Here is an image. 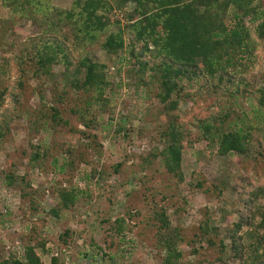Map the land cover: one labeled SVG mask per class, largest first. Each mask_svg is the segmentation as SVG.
Returning a JSON list of instances; mask_svg holds the SVG:
<instances>
[{"label": "trees", "instance_id": "obj_1", "mask_svg": "<svg viewBox=\"0 0 264 264\" xmlns=\"http://www.w3.org/2000/svg\"><path fill=\"white\" fill-rule=\"evenodd\" d=\"M1 6L9 10L11 17L31 21L38 33L30 38L28 49L23 46L19 51L7 49L17 75L10 94L0 81V144L9 134L14 117L1 110L6 95L10 96L13 109L18 105L19 110V97L27 87V78L34 81L43 76L52 82L53 98L49 101L38 99L41 110L37 120L42 122H27L28 130L34 134L45 130L43 121L46 118L66 126V121L59 117V108L66 104L65 95L73 94L75 100H68L71 106H67V111L85 129L76 133L88 140L85 150L98 153L100 146L95 142L96 136L88 132L96 128L104 115L108 122L112 121L113 109L109 106L112 80H105L104 66L94 61L86 50L94 45L107 58L114 59L118 72L126 69L133 76L134 93L137 91L144 96L152 92V100L160 106L155 117L162 120L154 130V141L159 146L133 157L136 171L142 173L158 165L178 188L184 182L181 169L184 146L191 148L202 141L215 156H242L247 154L254 135L260 131L259 126L236 108L234 99H246L256 93L258 107L264 108V89H251L249 80L243 75L244 71L256 67L253 62L256 46L263 49L264 55V0H71L66 9L51 5L49 0H1ZM126 6L130 11L123 13ZM11 25L7 20H0V33ZM63 29L72 39L69 45ZM72 51L76 52L75 57ZM6 59L9 60H2L4 64ZM257 72L261 77L264 75L259 69ZM191 82L199 84L197 93L204 91L212 100L207 107V117L186 123L181 119L180 103L192 100L185 92ZM81 97L82 102L79 101ZM214 107L215 111H211ZM111 130L123 138L128 134L119 122H114ZM39 144L29 143V153L23 157L29 167L42 170L54 146ZM62 153L59 172H72L85 162L79 147L71 146ZM51 161V166L55 167V157ZM123 163L122 160L111 165V174L120 176ZM94 175L101 177L102 172L93 170L90 176ZM2 176L4 187L17 190L19 200L27 203L29 211L23 224L28 235L26 242L19 252L13 248L3 255L0 253V264H40L38 253L49 254L45 247L49 237L43 231L44 220L37 221L38 231L36 223L30 221V216L41 209L35 203L36 191L30 190L29 183L13 170L2 171ZM253 179V183L243 185L246 191L239 194L238 205L244 207L245 214L224 226L220 233L207 218L196 227L192 243H198L200 248L203 241L207 249L217 251L212 264H229L231 259L236 260V264H264V189L256 182L261 179ZM148 181L143 175L136 185L148 193ZM19 182L23 184L22 189ZM203 184V180H196L194 188L202 190ZM49 192L55 194V201L45 213L52 218H58L60 212L71 211L80 200V191L74 186L51 187ZM148 195L153 197L157 193ZM161 199L166 200V196ZM144 203L143 213L126 211L124 216L114 220L110 221L107 216L99 221L108 242L105 241V247L117 245L134 232L137 240L146 242L162 264H177L181 247L187 244L182 229L171 223L165 207L145 200ZM185 204L182 199L172 206V218L178 216ZM128 220L133 222L128 224ZM73 234L62 228L55 245L67 247ZM26 235L19 237L25 240ZM1 245L0 240V252ZM105 257L103 253L102 260ZM107 260L108 264L114 262L112 257ZM49 264H64L62 255L50 257Z\"/></svg>", "mask_w": 264, "mask_h": 264}, {"label": "rangeland", "instance_id": "obj_2", "mask_svg": "<svg viewBox=\"0 0 264 264\" xmlns=\"http://www.w3.org/2000/svg\"><path fill=\"white\" fill-rule=\"evenodd\" d=\"M49 2L55 7L66 9L71 0H49ZM122 11L123 13L130 11L129 6L124 7ZM0 20H7L12 24L0 33V81L6 87L7 94H10L17 71L9 51H19L22 46L28 49L29 40L38 33V29L32 25L31 21L11 17L9 10L2 8L1 0ZM63 30L68 35L67 44L69 45L72 39L69 32L66 29ZM86 50L90 51L94 61L104 66L105 80H112L109 102V106L113 109L112 121L108 122V117L104 115L105 117L97 122L96 128L88 132L96 136L95 142L100 146L97 149L98 153L85 150L88 140L76 133L85 129L67 111V106H71L68 100L71 98L75 100L73 94L65 95L66 104L59 108V117L66 121V126L53 123L46 118L43 121L45 130L41 129L37 134L28 130L27 122L33 120L37 124L42 122L37 120L41 110L38 99L49 101L53 98L54 93L50 91L52 82L45 77L41 76L34 81L27 78L25 84L27 87L23 96L19 97V107H21L19 110L16 105L17 111H14L16 109H13L9 95H6L4 99L1 110L7 114H13L14 117L9 134L0 144V213L2 214L0 240L3 243L1 255L8 250L13 251V248L19 252L28 236L23 227L29 211L27 203L19 200L17 190L6 189L3 185L2 171L13 170L17 176L29 183L30 190L36 191L35 203L42 210L39 209V213L30 216V221L36 223V231H38L40 227L37 221L44 220L43 231L49 237L45 246L49 245V254L54 251L56 254H61L64 264H108V257L113 258V264H162L154 257V252L146 242L137 240L134 232L113 247L107 249L104 245L106 240L99 221L107 216L110 221L114 220L117 216H124L123 213L126 211L132 213L137 210L143 213L146 208L144 200L149 204L153 202L165 207L171 223L182 229L187 244L182 245L181 258L177 264H212L217 251L213 248L207 249L203 241L200 242V248L198 243H192L194 241L192 236L196 232L198 223L203 218H207L212 220V225L218 229L219 233L222 232L224 226H228L238 216L245 214L244 207L238 205L239 194L246 191L243 185L246 182L253 183L255 181L253 178L256 177L261 179L256 182L260 188L264 189V108L258 107L255 101L257 94H251L246 99L239 97L234 99L236 108L260 127L259 133L254 135L247 154L218 157L202 141L191 148L184 146L181 155L184 182L175 188L171 178L163 174L162 168L158 165H153L151 169L142 173L133 167V157L144 155L150 147L159 146V143L154 141V130L161 124L162 119L155 117L160 106L152 100L153 93L150 92L144 96L137 91L134 93V78L126 72V69H120L118 72L114 59L107 58L95 45L86 47ZM262 51L260 46H256L253 54L256 67L254 70L243 73L249 80L251 89H264V75L261 77L257 72L259 69L264 74ZM71 54L75 57L76 52L72 51ZM4 58H9V60L6 59V64L2 62ZM27 69L30 70V68ZM198 85L197 82L187 84L185 92L192 97V100L180 103L183 122L188 123L194 118L207 117V107L212 99L204 91L197 93ZM79 101H84L83 97ZM215 109L214 107L211 111ZM114 122L121 123L128 130L125 138L113 134L111 129ZM29 143L54 146V149L50 151V157L43 162L42 170L29 167L25 163L23 156L29 153ZM71 146L74 149L76 147L81 149L85 162L76 166L77 168L72 172L65 170L59 172L57 168L62 162L61 155H64L62 152ZM52 157H55L57 161L55 167L51 166ZM122 160L124 163L120 176L111 174L109 167ZM93 170L102 172V176L91 177L90 173ZM143 175L149 179L146 184L148 193L156 192V196L148 195L136 185L138 178ZM196 180L204 181L202 190L194 188ZM20 182L19 186L22 189L23 184ZM63 186H74L78 189L80 200L71 211L60 212L58 218H52L45 213L55 201V194L49 192L50 188ZM163 196H166V200L161 199ZM182 199L186 204L182 206L178 216L172 218L170 215L172 206L178 205ZM132 222L128 220L127 223ZM62 228H67L74 233V238L67 247H58L54 243ZM23 234L26 235L25 240L19 237ZM210 236L213 234L210 233ZM106 244H108L107 241ZM103 253L107 257L102 260ZM49 254L38 253L40 264H49ZM245 260L249 263L247 257ZM236 263L237 261L233 259L229 261V264Z\"/></svg>", "mask_w": 264, "mask_h": 264}, {"label": "built area", "instance_id": "obj_3", "mask_svg": "<svg viewBox=\"0 0 264 264\" xmlns=\"http://www.w3.org/2000/svg\"><path fill=\"white\" fill-rule=\"evenodd\" d=\"M47 249L49 248L50 249V247H49V245L48 246H45ZM52 249V248H51ZM50 257H55L57 254H56V252L54 251V252H51L50 254Z\"/></svg>", "mask_w": 264, "mask_h": 264}]
</instances>
